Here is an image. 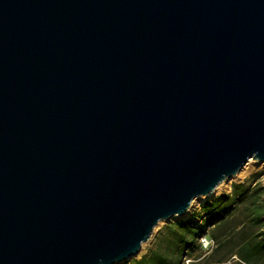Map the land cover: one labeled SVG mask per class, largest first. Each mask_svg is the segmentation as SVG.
<instances>
[{
    "label": "water",
    "instance_id": "1",
    "mask_svg": "<svg viewBox=\"0 0 264 264\" xmlns=\"http://www.w3.org/2000/svg\"><path fill=\"white\" fill-rule=\"evenodd\" d=\"M264 162V0H0V264H120Z\"/></svg>",
    "mask_w": 264,
    "mask_h": 264
},
{
    "label": "trees",
    "instance_id": "2",
    "mask_svg": "<svg viewBox=\"0 0 264 264\" xmlns=\"http://www.w3.org/2000/svg\"><path fill=\"white\" fill-rule=\"evenodd\" d=\"M250 180L233 184L231 193H223L215 201L207 203L198 215L200 224L193 219L194 221H181L168 226L165 234H160L155 239L154 247L150 252L141 260H135L131 264H183L185 259L194 256L202 249L200 240L208 235L212 241H216V252L219 251L224 239L229 240L234 233L223 239L216 235L215 229L230 221L238 206L246 201L257 206L264 195V189L258 183L259 176L255 175ZM252 184L255 186L252 187ZM253 216L250 219L252 225L260 223L262 213L256 211ZM211 229H213L212 234L209 232ZM233 256H237L241 264H260L264 260V232L245 239L236 252L231 253L230 257ZM222 263L223 261L215 262V264Z\"/></svg>",
    "mask_w": 264,
    "mask_h": 264
},
{
    "label": "rangeland",
    "instance_id": "3",
    "mask_svg": "<svg viewBox=\"0 0 264 264\" xmlns=\"http://www.w3.org/2000/svg\"><path fill=\"white\" fill-rule=\"evenodd\" d=\"M259 176L258 183L264 189V162H259L256 160L251 159L249 163L242 169V171L236 175L235 177L226 180L222 183L216 190L215 194L211 197H200L196 199L193 203L191 208L189 209L188 213L183 217H174L170 221H163L161 222L154 230V234L152 235L151 239L143 245V248L138 256L133 258L129 262H123L120 264H131L133 261L141 260L143 256L147 255L150 250L154 247L155 239L160 234H165L166 229L173 223L181 222V221H196L199 224L201 223L198 219V215L201 212V209L207 204L215 201L218 197H220L223 193H231L232 185L245 183L247 181H251L250 179L253 176ZM255 184H252L254 187ZM258 207V208H256ZM255 209L257 212H261V221L256 225H252V220ZM194 219V220H193ZM212 230L209 232L212 234ZM261 232H264V195L261 198V201L257 204V206L253 205L250 201H246L240 206H238L235 215L230 219V221L223 223L221 226H218L215 229L216 235L219 237H223V239L232 233L234 236L227 240L225 238L223 246L219 251L216 252V241L212 245L209 250L203 248L197 252L194 256L188 257L184 260L183 264H188L187 261H190L189 264H215V262L223 261L222 264H241L239 258L237 256H231L236 252L238 246L247 238H251L253 235H257ZM208 240H212L210 235L206 237ZM214 250V251H213ZM260 264H264V260L261 261Z\"/></svg>",
    "mask_w": 264,
    "mask_h": 264
},
{
    "label": "built area",
    "instance_id": "4",
    "mask_svg": "<svg viewBox=\"0 0 264 264\" xmlns=\"http://www.w3.org/2000/svg\"><path fill=\"white\" fill-rule=\"evenodd\" d=\"M200 244L203 246L204 249L209 250L212 245L214 244V242L212 240H208L206 237H203L200 240ZM190 261H187V263L189 264Z\"/></svg>",
    "mask_w": 264,
    "mask_h": 264
},
{
    "label": "bare ground",
    "instance_id": "5",
    "mask_svg": "<svg viewBox=\"0 0 264 264\" xmlns=\"http://www.w3.org/2000/svg\"><path fill=\"white\" fill-rule=\"evenodd\" d=\"M215 194V193H214Z\"/></svg>",
    "mask_w": 264,
    "mask_h": 264
}]
</instances>
